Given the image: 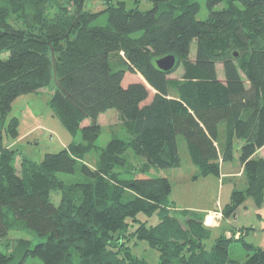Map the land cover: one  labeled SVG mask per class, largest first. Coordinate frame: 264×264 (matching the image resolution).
<instances>
[{"label": "trees", "instance_id": "obj_1", "mask_svg": "<svg viewBox=\"0 0 264 264\" xmlns=\"http://www.w3.org/2000/svg\"><path fill=\"white\" fill-rule=\"evenodd\" d=\"M97 1L103 8L91 11L85 0H0V264H37L27 256L41 264H150L132 253L141 240L158 251L157 264H264V246L170 202L163 172L181 165L180 134L199 175L220 176L240 139L247 186L232 190L222 220L235 216L246 196L262 201L264 157L256 152L264 146V0H203L204 19L196 18L197 0H149L145 10L126 0ZM102 13L105 24H95ZM167 54L176 62L165 72L155 61ZM179 65L181 79L170 80ZM126 72L143 81L124 85ZM52 78L50 107L81 139L39 161L20 158L18 167L15 150L2 143L3 131L17 133V117L6 123L12 103ZM108 109L129 136L99 147L98 117ZM129 148L141 164L132 163ZM59 172L78 176L66 182ZM139 213L156 214L157 223ZM18 221L44 237L17 240L19 256L7 252L8 241L1 247ZM231 241L241 242L243 259L229 257Z\"/></svg>", "mask_w": 264, "mask_h": 264}, {"label": "rangeland", "instance_id": "obj_2", "mask_svg": "<svg viewBox=\"0 0 264 264\" xmlns=\"http://www.w3.org/2000/svg\"><path fill=\"white\" fill-rule=\"evenodd\" d=\"M200 4L199 11L196 14L197 19H204L208 15V10L203 0H197ZM27 5V4H26ZM126 6L137 7L141 10L148 9L152 6L149 0H126ZM84 8L91 11H98L103 8V5L97 0H85ZM32 14V13H31ZM30 16V15H29ZM32 18V17H31ZM106 14L102 13L95 24H105ZM195 43L190 45L189 58H194ZM217 76L223 79L222 64L216 65ZM183 68L177 66L175 70L168 73L167 77L174 81L181 79ZM143 81L137 73L131 74L126 72L123 78V84L127 85L130 82ZM57 82V78H52V83L48 87H43L37 92H30L18 96L12 103V108L6 119V123L11 116L18 118V127L16 134L2 133V143L13 148L16 153V163L19 167L20 158H27L31 161H39L46 152H57L66 146L68 143L81 139V134L78 132L72 136L67 128L63 125L60 118L54 114L50 107V97L52 86ZM172 89V90H171ZM150 88L149 99L153 94ZM173 94V88H170ZM148 99V100H149ZM146 100V101H148ZM145 101V102H146ZM99 123L101 133L96 139L95 144L103 147L112 137L127 138L129 136L127 127L124 123L118 121L117 111L108 109L99 115ZM98 117V118H99ZM85 123H90V119H86ZM222 124H220L221 129ZM178 153L181 159L179 167L164 169L163 172L167 175L171 182V192L168 196L170 202L178 208H188L191 210H199L206 216V223H212L217 211L221 213L223 206L229 202L232 190L234 188L244 190L247 186L245 176L240 173L232 177H223L208 174L199 175V169L190 161L186 150L184 137L180 134L177 137ZM240 139L234 140V157L231 161L225 162L223 171L237 172L240 168L239 147ZM132 163L141 164L144 160L137 156L129 148L126 151ZM256 156L264 157V149L256 153ZM86 160L90 161L95 158L94 151L86 154ZM57 176L66 182L75 181L78 174L57 173ZM52 198L59 202L61 192L52 191ZM219 210H215L217 208ZM214 209L213 212H208L204 209ZM208 212V213H207ZM235 216L230 217V225L237 227L242 234L243 240L257 245L264 246V195L260 203H257L251 196H246L244 201L236 208ZM207 213V214H206ZM209 216H212L209 222ZM222 218V215H220ZM138 219L147 221V223H157V215L146 216L143 213L138 214ZM23 221L12 222L10 230L6 237L2 239V246L5 241H8L7 252H18V248L14 249L17 240H31L32 244L43 240L44 237H38L35 233L22 224ZM209 222V223H208ZM14 249V250H13ZM132 253L144 258L150 264L158 263V251L141 240L135 246H132ZM20 252L17 253L19 256ZM246 254L245 248L240 241H231L229 245V257L243 259ZM27 262L41 264L38 258L27 256Z\"/></svg>", "mask_w": 264, "mask_h": 264}, {"label": "crops", "instance_id": "obj_3", "mask_svg": "<svg viewBox=\"0 0 264 264\" xmlns=\"http://www.w3.org/2000/svg\"><path fill=\"white\" fill-rule=\"evenodd\" d=\"M99 119H100V117H99ZM264 149V146L262 147V148H260V149H258V151L256 152V153H258L260 150H263ZM225 162H221L220 163V179L221 178H223L224 176L225 177H232V176H236V175H239L240 173H242V170H243V168H242V164L240 163V168H239V170L237 171V172H232V171H229L228 170V172H224L223 171V168H224V164ZM188 209V208H187ZM220 208L218 207L217 209H215V210H219ZM191 210V209H190ZM204 210H207L208 212H213V210L214 209H204ZM195 211H198L199 212V210H195ZM207 212V213H208ZM206 213V214H207ZM217 213H218V211H217ZM216 213V214H217ZM206 216L204 217V221H205V224L206 225H208V226H210L211 228H213V229H215V230H217L218 228H220V227H222V226H224L228 231H226V234H230V229L231 228H234L235 230H237L238 231V234L240 233L239 232V230L237 229V227H234V226H231L230 225V218H228V219H226L225 221H223L222 220V218H221V216L220 215H216L215 217H214V219H213V221H212V223H210V224H207L206 223ZM209 218V222H211V220H212V216H209L208 217ZM208 222V223H209ZM242 235V234H241ZM237 237H238V235H236Z\"/></svg>", "mask_w": 264, "mask_h": 264}, {"label": "water", "instance_id": "obj_4", "mask_svg": "<svg viewBox=\"0 0 264 264\" xmlns=\"http://www.w3.org/2000/svg\"><path fill=\"white\" fill-rule=\"evenodd\" d=\"M176 62V58L173 54H167L160 58H157L155 63L157 67L165 72L170 71L174 68Z\"/></svg>", "mask_w": 264, "mask_h": 264}, {"label": "built area", "instance_id": "obj_5", "mask_svg": "<svg viewBox=\"0 0 264 264\" xmlns=\"http://www.w3.org/2000/svg\"><path fill=\"white\" fill-rule=\"evenodd\" d=\"M217 214H218V215H221V213H220V212H218ZM204 222H205V221H204Z\"/></svg>", "mask_w": 264, "mask_h": 264}]
</instances>
